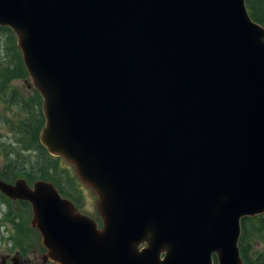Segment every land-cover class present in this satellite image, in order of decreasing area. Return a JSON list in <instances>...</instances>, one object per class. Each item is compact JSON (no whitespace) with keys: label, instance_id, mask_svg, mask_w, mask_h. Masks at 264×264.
<instances>
[{"label":"water","instance_id":"water-1","mask_svg":"<svg viewBox=\"0 0 264 264\" xmlns=\"http://www.w3.org/2000/svg\"><path fill=\"white\" fill-rule=\"evenodd\" d=\"M0 26L42 96L41 144L102 218L50 181H0L44 260L244 264L240 220L264 213V26L245 0H0Z\"/></svg>","mask_w":264,"mask_h":264},{"label":"rangeland","instance_id":"rangeland-1","mask_svg":"<svg viewBox=\"0 0 264 264\" xmlns=\"http://www.w3.org/2000/svg\"><path fill=\"white\" fill-rule=\"evenodd\" d=\"M12 32L15 38V45L13 44L9 32L0 31V69L4 70L6 67V69L2 71L3 77H0V175L7 166L10 171L7 176L11 177V180L24 178L27 183L31 184L36 178L47 177H27L26 171L30 172V169H27L28 166H33L34 169L37 167L38 169L46 170L47 162L41 155H38L37 151L33 148L27 149L26 146H32V130L31 128L28 130L23 125V122L28 120L30 124H34L38 112L40 111L43 115V100L41 98L40 106L36 104L35 98L37 97L36 92L38 91L33 85L25 66L21 68L20 66L17 67L12 65L14 61H17V58L20 60L22 59L21 51L17 45L16 34L13 30ZM12 46L14 48L16 47L19 51L12 50ZM2 61H6L8 66H5ZM42 126L38 132L39 142ZM48 155L50 156L51 154L48 153ZM53 157L57 158L56 162H58L59 168L65 167L69 174L76 178L74 184L68 176H66L67 174L65 175L60 169L57 175L60 174L61 177L64 178L55 177L56 182H59L66 192L71 193L78 200H76L77 210L81 214L93 218L97 224L100 225L101 218L96 208V193L89 186L81 183L77 174H75L74 167L63 157ZM33 173H35V170ZM27 204L18 202H11L9 204L12 208L13 220L22 215V211H25L23 208L26 207ZM4 206H6V204H4ZM0 210H7V208H2ZM32 213L33 212H28L27 221L29 222L33 219ZM39 240L40 237L37 241ZM250 245V255L253 256L255 252H264V242L253 241ZM35 246L36 243L32 245L34 248ZM43 248L45 249V247Z\"/></svg>","mask_w":264,"mask_h":264},{"label":"trees","instance_id":"trees-1","mask_svg":"<svg viewBox=\"0 0 264 264\" xmlns=\"http://www.w3.org/2000/svg\"><path fill=\"white\" fill-rule=\"evenodd\" d=\"M247 8L252 16V18L262 25H264V0H246ZM0 31H7L10 33V37L13 40V44L15 45V38L13 35L12 30L9 27L6 26H0ZM12 50L19 51L16 47L14 48L12 46ZM13 61V60H11ZM2 63L5 66L7 65L6 61H2ZM12 64V63H11ZM14 66H20L22 68L23 62L22 59H18L17 61H14ZM6 67L4 68V70ZM4 70L0 69V77H3ZM37 97L35 98L36 104L40 106L41 104V96L36 92ZM29 119V118H28ZM44 123V118L42 113L39 111L38 115H36L34 124H30V122L24 121L23 125L29 130L31 128L32 130V146H26L27 149L33 148L37 151L38 155H41L47 162V168L46 170L38 169L37 167L31 166L27 169H30V172L26 171L27 177H47L45 179L52 180L57 188L59 189L60 193L67 196L68 198L72 199L76 203V198L71 194L64 190V188L61 186L59 182H56L55 177H61L60 174L57 175L58 171L61 169L62 172L65 173L66 176L75 184L76 178L69 174L68 170L64 168L58 167V162H56V157L49 156L48 152L46 151L45 147L40 144L38 141V132L42 124ZM35 170V173H33ZM9 169L6 166L5 169L2 171V174H4V177H8L7 174L9 173ZM64 178V177H61ZM78 201V200H77ZM253 241H262L264 242V213L255 215V216H248L243 217L241 219V235L239 238V250L241 253V256L243 258L244 264H264V252H255L254 255H250V248Z\"/></svg>","mask_w":264,"mask_h":264},{"label":"flooded vegetation","instance_id":"flooded-vegetation-1","mask_svg":"<svg viewBox=\"0 0 264 264\" xmlns=\"http://www.w3.org/2000/svg\"><path fill=\"white\" fill-rule=\"evenodd\" d=\"M1 173L0 180L13 183L11 177H4ZM11 202L28 203L22 215L12 218ZM6 204V206H4ZM0 264H58L53 260H44L46 249L41 242L38 229L27 221L28 212H33L29 202L11 199L0 190ZM28 211V212H26ZM33 214V213H32ZM40 237V240L38 238ZM36 243L35 248L32 245ZM40 243V244H39Z\"/></svg>","mask_w":264,"mask_h":264},{"label":"bare ground","instance_id":"bare-ground-1","mask_svg":"<svg viewBox=\"0 0 264 264\" xmlns=\"http://www.w3.org/2000/svg\"><path fill=\"white\" fill-rule=\"evenodd\" d=\"M19 48V47H18ZM20 50V49H19ZM238 247H239V245H238Z\"/></svg>","mask_w":264,"mask_h":264}]
</instances>
